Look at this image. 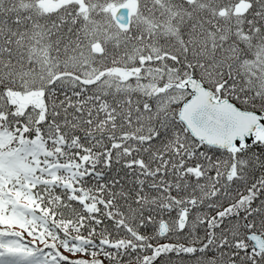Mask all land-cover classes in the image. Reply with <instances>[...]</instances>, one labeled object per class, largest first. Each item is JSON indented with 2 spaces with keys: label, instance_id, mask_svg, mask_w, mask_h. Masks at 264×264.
<instances>
[{
  "label": "snow or ice",
  "instance_id": "1",
  "mask_svg": "<svg viewBox=\"0 0 264 264\" xmlns=\"http://www.w3.org/2000/svg\"><path fill=\"white\" fill-rule=\"evenodd\" d=\"M0 264H264V0H0Z\"/></svg>",
  "mask_w": 264,
  "mask_h": 264
}]
</instances>
